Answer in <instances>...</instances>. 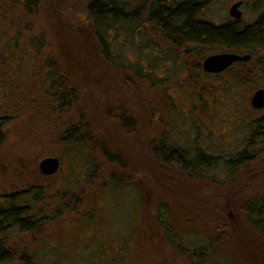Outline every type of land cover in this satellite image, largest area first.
Returning a JSON list of instances; mask_svg holds the SVG:
<instances>
[{
    "label": "rangeland",
    "instance_id": "rangeland-1",
    "mask_svg": "<svg viewBox=\"0 0 264 264\" xmlns=\"http://www.w3.org/2000/svg\"><path fill=\"white\" fill-rule=\"evenodd\" d=\"M83 1L40 0L38 9L36 11L33 9L31 14H26L13 0H0V116H8L7 118L3 117L6 119L0 120V122L3 121L0 124V181H2L0 182V194L12 189L14 190L11 192L12 194L24 195L25 199L30 200L26 203L29 205L26 209L28 215L32 219L43 218L41 224L29 232L30 246L26 250L28 260L25 263L30 264L32 261L34 264H186L187 259L184 255L169 247L163 237L159 239L163 235L161 230L156 227L152 215V203L155 199L154 189L151 188V195L147 197V209L143 206V201L141 202V215L144 212L147 216L145 221L139 215V208L134 221L130 212L134 210L132 206L135 205V198L140 197L134 184L130 181L126 182V178H123L124 184H122L121 191L126 196L114 198L108 194L100 195L98 193L100 190L93 188V184L87 185L88 182L81 180L84 168L79 163L86 160L84 156L86 154L85 144H66L64 140L60 139L63 131L62 121L64 120L61 121V118L56 117L57 114H51V119L45 115L38 116L37 111L41 110L35 107V104L41 99V92L37 90L36 86L37 83L39 86L38 73L28 75L30 71H25V74H19L21 68L38 67L41 69V67H45L47 59L43 60L40 57L47 51V56L54 63L53 65L58 64L62 68H64L63 64L74 66L81 62L77 56L73 57L69 50L66 51L67 53H63L62 44L71 41L69 39L71 36L72 41L76 42L75 26L79 25V18L83 15L84 10L81 5ZM123 1L127 2V6L131 9L138 3V0ZM180 1L184 0H172V2ZM186 1L200 3L203 7L201 17L206 20L214 23L232 20L228 14V8L235 0ZM244 1L245 4L240 8L242 11L239 20L241 26L253 22L264 14V0ZM47 3L63 8L64 17L59 19V16H56L57 23L53 21L52 9ZM68 29L71 33L67 32ZM108 30L112 33L109 36L111 37L109 38L111 54L116 57V61L121 65L137 66L146 74L151 62L150 56L145 52L150 51L149 45L134 40L131 28L126 29L121 25L113 24L109 26ZM67 34L68 41H65ZM35 38L41 40L39 44L41 53L36 52ZM75 44L76 47L82 48L79 41ZM66 47L68 46L66 45ZM210 48L217 51L226 49L213 44L208 47V49ZM241 49L254 54V60L249 64L252 68V80L249 76L248 80L243 81L241 78L237 82L243 81L244 83H253L254 87H264V43L239 50ZM154 59L157 63L161 61L159 58L154 57ZM50 61L46 67L51 65ZM141 63L145 65L144 68L140 66ZM178 68L179 65L176 71ZM5 73L26 80L27 83L29 81V85L23 86V93L25 96L27 95L25 100L14 99L17 94L16 85L15 83L10 84L12 80H8ZM114 78L115 76L111 77L113 82ZM213 80L210 81L213 82ZM102 82L104 83L103 80ZM199 82H201L199 86H192L191 90L187 91L185 88L182 89L173 84L171 88L174 97L172 103L174 101L177 107L181 103L184 104L183 109H187L189 106L191 108V105L197 107H192L191 112L185 114L186 116L173 112L177 129L170 130L166 135L168 137L166 141L170 146L187 149V152L192 155L195 152H202L213 156L215 159L213 162H215L204 173V176L213 180L212 183L215 184L210 188V194L212 192L213 197L226 194L222 185L228 183L235 172H241L239 175L242 176V180L239 183V188L229 202L230 205L232 204L238 209L241 201L264 189V157H262L264 155V111L252 112L250 110L248 104L244 103V98L250 94V90L244 91L242 87V90L238 91L237 111H233L232 100L236 96L227 88L230 84L227 74L223 76V80L215 81L219 82V85L214 82L215 89L210 85H208L210 88L205 89L202 86V83L203 85L205 83L204 80ZM220 82H222V86ZM95 84L98 85V81L93 83L92 80V89ZM74 87H76L75 90H78L76 100L81 98V102L74 107L75 114H77L75 122H81L82 125H88L87 127L92 124L94 127L92 130L96 131L94 123L96 117H99L98 110L86 106L85 100L90 91L84 85L78 84ZM9 95H11L10 98ZM241 97L242 99L239 100ZM34 98L37 100L35 101ZM170 107L169 105L168 109ZM92 119L94 120L92 121ZM258 131H262V134ZM94 137L98 141L100 136L97 134ZM115 141L113 139V142L110 143V150L113 153L118 152L113 148L115 146L117 148L118 145L115 144ZM125 142H121L122 148L125 147ZM97 144L98 142H95V151L90 154L88 161L92 159V163H94L97 158V161L100 160L98 174L103 178L105 172H115L113 170L119 169V166L111 162L105 164ZM3 149L8 153L3 152ZM147 151L144 147L138 154H146ZM129 152L136 154L127 144L126 153ZM243 154L251 157L247 162L234 166L231 161L233 162L235 158ZM4 156L8 159L14 158L18 164L19 162H29L30 164L25 168L26 171L34 170V165L45 157H58L61 169L59 168L57 173L46 178L38 176L37 179L41 180L40 184L30 180L32 178L27 181L23 175L17 176V174L10 177L13 181H5L9 174L5 175L7 162ZM157 173L160 177L171 176L167 172V168L161 167ZM172 177L177 178V175L175 177L172 174ZM101 179L97 181L100 182ZM141 181L143 182V180ZM173 182L174 180L171 184ZM193 182L194 187L203 183L198 177ZM164 189L166 187L162 186V190ZM179 191L187 194V200L186 196L178 194ZM189 194V189L176 184L174 193L169 198L170 208L176 218V222L173 223L174 227L176 226L175 233L178 237L183 236V239L186 232L192 231L186 225L188 224L185 220L186 215L181 214L186 208L183 204L190 203ZM71 195L72 197L68 201ZM36 196H38L37 201L34 200ZM145 199L146 196L143 200ZM19 201H23V199L19 198ZM234 207L228 208V216H226L228 217V238L222 243L208 245L210 250L207 252L206 261L211 264H256L253 263L254 254L252 253L253 250L258 251V246H262L250 232L246 237V245L242 246L243 237H240L239 229H242L241 224L244 223L243 214L237 213L238 211ZM142 222H145L144 229ZM16 235L9 239L10 243L14 242V239L17 238ZM188 237L186 242L190 243L191 241L190 245L197 248L206 244L208 240L214 242L216 236L206 237L207 239L193 236L191 240ZM202 237L205 236L202 235ZM13 247L16 245L13 244ZM55 250H57V255L50 253H54ZM14 251L15 253L20 252ZM244 253H246V257H244ZM9 264L16 263L10 261Z\"/></svg>",
    "mask_w": 264,
    "mask_h": 264
},
{
    "label": "trees",
    "instance_id": "trees-1",
    "mask_svg": "<svg viewBox=\"0 0 264 264\" xmlns=\"http://www.w3.org/2000/svg\"><path fill=\"white\" fill-rule=\"evenodd\" d=\"M13 1L19 4L18 6L26 14L32 12L33 9L36 11L38 9L37 6L40 3V0ZM85 1L86 0L81 3L84 10L83 15L81 18H79V25L75 26L77 31L76 42L72 41V36L69 38L71 41H68L67 34L64 40L68 42L66 44H62L64 49L63 53H67L66 51L69 50V52L72 53L71 55L73 57L77 56L81 62L74 66L63 64L64 68H62L63 70H61V72L64 71L66 67H77L76 70H80L81 73L87 72L90 80H87L86 74H80L79 80H75L72 75H65L62 73L60 74V79L58 78V81L55 84L54 76H59V73L54 72L55 75L51 77V87L52 90H54L52 97L55 99L54 103L57 104L56 110L62 113L61 121L64 120L62 121L63 131L61 133L62 136H60V139L62 141L64 140L66 144H85L86 154L84 156L86 160L82 161L86 163L82 161L80 163L78 162L79 165L84 168L82 170L83 174L80 179L85 180L86 183L88 182L87 185L93 184V188L97 189L98 191L100 190L98 192L100 195L103 196L104 194H108L114 198L120 196L125 197L126 195H124L121 191L123 187L122 184H124L123 178H126V182L130 181L132 184H134V187L137 188V192L140 195V197L135 198V205L132 206L134 210H131L130 212L134 221L138 215V208L139 215H141L142 201L143 206L145 209H147V197L151 195V188L154 189L153 193L155 195V199L152 203V215L156 227L161 230L163 235L160 236L159 239L163 237L164 241L168 242L169 247L176 249L180 254L184 255L187 259L186 264H211V262L206 261L207 252L210 250L208 245L210 243L212 245L222 243L226 238H228V217L226 216H228V208L234 207V205H230L229 202L230 199H233L235 192H237L239 188V183L242 180V176L239 175L241 172H235L228 183L222 185V188L226 190V194L213 197L211 195L212 192L210 194V188H212V186L215 184L212 183L213 180L204 176V173L206 172L205 170H208L212 163L215 162H213L215 159L211 155H206L202 152H195L192 155L187 152V149L169 146L164 140L158 141V144H156L157 149L152 151L155 143L150 139L147 140L145 137L141 139V142H146L145 146L148 150L146 154H135L132 152L126 153V148H120L121 151H118L116 146L113 148L118 152H111V141L113 142L114 139L117 142H121V139L117 138L113 132L111 133L108 140L103 136V132L106 131L105 117L103 116L104 113L102 110V92L105 85L104 75L110 74L111 77L115 76L117 78V71L122 72L123 70L127 69L122 66L120 62L116 61V57H111L109 55L111 43L107 41V33L109 26L113 24L122 25L128 23L127 25H130L132 23L131 25L135 26V20L138 19V9L136 7L132 9L129 8L126 4L127 2H124L123 0ZM154 2L157 4V7L152 9V17L155 20L153 24L164 32H166V29L169 28H173V30L177 32L178 29L175 28V24H177L178 20L183 19L185 20V24H182L184 27L181 25L180 30H183L185 33H187L190 38L204 35L206 37V41H204L206 44L211 43L213 45L229 49L233 46V44H237V46L240 47H245L249 45V43H264V20H260L255 26L250 28L248 27L247 29L245 28L242 31L237 30L235 26L230 24H223L221 26H213L208 24L199 25L194 22V17L191 15V10L194 7L193 3L196 2H188V6L180 5L178 8L173 10L171 8H167V6H161V4H168L166 2L162 3L156 0ZM61 3L63 4L64 2ZM47 4L50 5L49 3ZM51 5L50 7L53 10H51V14L53 13L52 15L54 18L53 21H57L56 16H59V19H62L64 17L62 11L63 8H61L59 5ZM142 11H145V8H143V10L140 9V12ZM67 32L71 33L69 29ZM35 39L36 43L34 44V47L36 48V52L41 53L42 51L39 49L41 40L39 38ZM78 41L82 48L76 47L75 43H78ZM251 41H253V43ZM32 42L33 40L31 41V44ZM66 45L68 47H66ZM47 54L48 51L45 52L43 56L46 57ZM46 58L50 61L48 56ZM50 62L51 65L49 67H54L57 65H53L54 63H52V61ZM92 80L93 83L98 81V85L95 84L93 89L91 88ZM76 84L87 86V89L90 91L85 100L86 106H89L93 110H98L99 117H96L94 123L96 124V131L92 130L94 128L92 124L87 127L88 125H82L81 122H75L77 119V114H75L74 107L81 102V98L76 100L78 91L75 90L76 87H74ZM93 120L94 119H92V121ZM115 120L118 121L117 119ZM115 120L111 119L110 122L112 125L111 129H114L112 131L119 130L116 128V126L119 124L116 123ZM96 133L98 136H100L98 141L97 139L95 140L94 137L97 135ZM259 133L262 134V131ZM95 142H98L99 144H97V147H100L102 155L101 158L104 160V163L106 164V162H111L119 166V169L113 170L115 172H105V174H103V178L102 175L100 176L98 174L100 170L98 166L100 160L97 161V158L96 161L94 160V163H92V159L88 161L90 154L95 151ZM250 157L251 156L247 154L239 155V157L235 158V160L233 162L231 161V163H234V166L239 165L240 163L247 162ZM262 157H264V155H262ZM161 167L167 168V172L171 176L160 177L157 171ZM172 174H174L175 177L177 175V178H173ZM197 177L200 179V182L203 183L194 187L193 180ZM99 179H101L100 182L97 181ZM141 180H143V182ZM172 180H174V182L171 184ZM95 183H100L101 185H97ZM176 184L185 186L186 189L190 190V203H188V205L187 203L183 204V206L186 208L181 214L186 215L185 220L188 222L186 225L187 227L189 226L192 231L186 232L184 239L183 236L178 237L175 233L176 226L174 227L173 223L176 222V218L170 208L169 203L170 195L174 193ZM162 186L166 187V189L162 190ZM33 188L37 189L36 187ZM180 193L183 195V197L186 196L187 200V194L179 191L178 194ZM144 196H146L145 200H143ZM71 197L72 195L68 198V201H70L69 199H71ZM34 200L37 201L38 196H36ZM239 205L240 206L237 207L238 209L235 207L234 208L236 211H238L237 213L240 212L241 215L243 214L244 223H240L242 229H239L240 237H243L241 244L242 246H245L246 237L252 233L255 239H257L259 244L262 246H258V251L253 250V263L264 264V189L262 192L241 201ZM68 206L69 203L67 204V207ZM64 207L67 209L65 204ZM68 210H71V208H68ZM174 212L176 214V209ZM142 213V219L145 221V217L147 216L144 214V212ZM17 215L19 216L17 213L14 215V219L18 220L20 222L19 224L29 227L30 230L38 227L43 220V218L40 217H38V219H32V217L28 215L27 220L21 221L18 219ZM31 215L33 216V214ZM142 223V228L144 229L145 222ZM191 226L194 228V230L196 229V231H194ZM202 235L205 237H202ZM187 236H189L188 238L190 240L193 238V236L201 238H208L210 236L216 237L214 242L208 240L206 244L204 243L202 246L193 248L190 245L191 241L190 243L186 242ZM50 253L57 255V250H55L54 253ZM244 254V257H246V253ZM252 254L248 255L251 256ZM8 257L7 251L0 250V262ZM30 264L34 263L31 261Z\"/></svg>",
    "mask_w": 264,
    "mask_h": 264
},
{
    "label": "flooded vegetation",
    "instance_id": "flooded-vegetation-1",
    "mask_svg": "<svg viewBox=\"0 0 264 264\" xmlns=\"http://www.w3.org/2000/svg\"><path fill=\"white\" fill-rule=\"evenodd\" d=\"M154 1L155 0H138V3L135 5V7L138 9V19L135 20V26L131 25L132 23L130 25H127L128 23L121 25L122 27H126V29L131 28L134 40L142 41L149 45L150 51L145 52L150 56L151 62L150 66H148L147 68L149 71L146 72V74L141 68L139 69L137 66L122 65L127 70H123L122 72L117 71L118 76L117 78H114L115 83L111 80L110 74L104 75L105 85L102 92V110L104 113L103 116L105 117L106 131L103 132V136L108 140L111 133L113 132L117 138L121 139V142H125L124 140H128L125 142V147L123 146L124 148H126L127 144H129L130 149L136 153H140L142 152V148H146V142H141V139L145 137L147 138V140L150 139L155 143L154 147L152 148V151H155L157 149L156 144H158V141H166V139L168 138L166 135L169 134L170 130L177 129L175 127L176 125L173 118V112L187 115L191 112L192 107H197L196 105H191V108L189 106L187 109H183V106H185L184 104L181 103L179 107H177V105L174 104V101L172 103V99H174L172 94L173 90L171 89L173 87V84L182 89L185 88V90L187 91L191 90L190 88L192 86H199L201 84V82L199 81L204 80L205 83L204 85L202 83V86L205 89L210 88L208 87V85H210L211 87L213 86V89H215L214 84L216 83L217 85H219V82L215 81L223 80V76L226 74L228 75L230 83L227 88L232 91V94L234 96H236L234 100H232V108L234 107L233 111H237L236 103L239 96L238 91L242 90V88L244 91L250 90V94H248L246 98H244V103L246 105L248 104L250 110H252V112L264 111V107L255 109L250 105V99L254 91L260 88L264 89V87H254L253 83L243 82L245 79L248 80L249 76L251 77L252 68L249 64L253 62L254 54H252L248 50H239L240 48H245L257 44L253 43V41H251L253 44L249 43V45L245 47H240L237 46V44H233V46L229 49L226 48L225 51H217L214 48L208 49V47L211 46V43L206 44L204 42L206 41V37L204 35L190 38L187 33H185L183 30H180L181 25L185 24V20L183 19L178 20L177 24H175V28L178 29V31L176 30L177 32H175L173 28L166 29V32H164L153 24L155 20L152 17V9L157 7V4ZM156 1L168 3L161 4V6H167V8H171L172 10L178 8L180 5L188 6L187 4H189V1L186 0L180 2H172V0ZM237 1L240 0L233 1L230 6ZM241 1L242 4L240 5L239 9L242 8L245 4L244 0ZM193 4L194 7L191 10V15L194 17V22L199 25L208 24L213 26H221L223 24H230L232 26H235L237 30L242 31L245 28L247 29L248 27L250 28L252 26H255L260 20H264L263 14L256 18L253 22L241 26L239 20L241 18L242 11L240 10L241 14L238 18H234L231 16L232 20L228 22L214 23L201 17L203 7L200 5V3L196 2ZM143 8H145V11L140 12V9L143 10ZM182 27L184 26L182 25ZM111 35L112 33L108 30L107 41L109 43H111L109 39L111 38L109 37ZM109 49V55L112 57L113 55L111 54V48ZM223 52L234 53L240 56L249 55V58L245 61H235L219 73L204 71L202 67L204 58L211 54ZM46 57L41 56L40 58L46 60ZM154 57L157 59L159 58L161 61L157 63ZM48 62L49 61L46 60L45 67H41V69L38 67L30 69L21 68L19 70V74H25V71H30L28 75H34V73L36 72L38 73V76L40 78L38 80L39 86L37 85L38 83L36 84V86L37 90L41 92V99L38 101V103L35 104V107L41 109L37 111V114H39L38 116L45 115V117L51 119V114H57L56 117L62 118V113L56 110L57 104L54 103L55 99H53L52 97L54 94V90H52L51 87V77L55 75L54 72L59 73V76H54V82L56 84L58 78L60 79V74L62 73L65 75H72L75 80H79L80 74L87 75V72L81 73L80 70H76L75 67H66L65 70L61 72V70L63 69L58 64L54 67H46ZM178 65L179 68L178 71H176ZM140 66L143 68L145 67L143 63H141ZM5 74L7 75L8 80H12V83L10 84L15 83L16 85L17 94L14 99L25 100V98H27V95L25 96L23 93V86L29 85V81L27 83L26 80L13 77L9 73ZM241 78L243 79V81H240V83L237 82V80ZM211 79H214L213 82L210 81ZM19 80L20 82H17ZM87 80H90V77L88 75ZM250 80H252V77ZM221 83L222 82H220V84ZM19 87L22 88L19 89ZM10 97L11 95H9V98ZM241 99L242 97L239 100ZM36 100L37 98L35 99V101ZM206 102L207 101L205 99V103ZM169 105L171 106L170 109H168ZM5 116L6 118L8 117L7 115L0 116V120L6 119L3 118ZM111 119L118 120H115L116 123L119 124L118 126H116V128H118L120 131H112L114 129H111ZM1 123H3V121L0 122V124ZM121 142L115 141L116 144L119 143L117 146L118 151H121ZM165 143L170 146L168 141H166ZM3 152L8 153L5 149H3ZM55 158H57L59 162L58 169L55 172L57 173L59 171V168L61 169L60 159L58 157ZM5 159L7 162V170L5 175L9 174L7 178H5V181H13V179H11L10 177L17 174V176L23 175L27 181L32 178L30 180L38 182L40 184L41 180L37 179L38 176L46 178L53 175H46L40 170L39 163L42 159L34 165V170L29 169L28 171H26L25 168L28 167V164H30L29 162H19L18 164L14 158L8 159L5 157ZM12 191L14 190L8 189L0 194V250L7 251L9 256L8 258L0 262V264H9L10 261L16 264H20L18 262L25 264V262H27L28 260L26 258V250L30 246V229L23 224H19L20 222L14 219V215L16 213L19 214V216H17L21 221L27 220L28 213L25 209L28 208V205L26 203L29 200L25 199L24 195L12 194ZM15 192L17 193L18 191ZM19 198H22L23 201H19ZM13 235H16L17 238L14 239V242L11 243L16 245V247H13V244L11 245V243L9 242V239H11ZM14 250L20 252L15 253Z\"/></svg>",
    "mask_w": 264,
    "mask_h": 264
},
{
    "label": "water",
    "instance_id": "water-1",
    "mask_svg": "<svg viewBox=\"0 0 264 264\" xmlns=\"http://www.w3.org/2000/svg\"><path fill=\"white\" fill-rule=\"evenodd\" d=\"M242 1H237L233 3L228 12L230 16L238 18L241 14L239 9ZM249 55L240 56L234 53L223 52L211 54L204 58L202 62V67L206 72L219 73L230 66L233 62L239 60H247ZM250 105L252 108L260 109L264 107V89L260 88L254 91L250 99ZM58 159L55 157H47L40 161L39 167L40 170L46 175L54 174L58 169Z\"/></svg>",
    "mask_w": 264,
    "mask_h": 264
}]
</instances>
